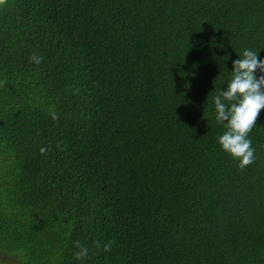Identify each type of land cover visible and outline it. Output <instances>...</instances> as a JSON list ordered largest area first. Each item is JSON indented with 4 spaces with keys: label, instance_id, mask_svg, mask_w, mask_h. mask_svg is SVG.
<instances>
[{
    "label": "trees",
    "instance_id": "16d2710c",
    "mask_svg": "<svg viewBox=\"0 0 264 264\" xmlns=\"http://www.w3.org/2000/svg\"><path fill=\"white\" fill-rule=\"evenodd\" d=\"M244 49L264 0H0V264H264V109L241 167L212 104Z\"/></svg>",
    "mask_w": 264,
    "mask_h": 264
},
{
    "label": "clouds",
    "instance_id": "9594fccd",
    "mask_svg": "<svg viewBox=\"0 0 264 264\" xmlns=\"http://www.w3.org/2000/svg\"><path fill=\"white\" fill-rule=\"evenodd\" d=\"M31 59L39 63V58L33 56ZM229 72L231 78L226 86L212 96L216 121L226 129L217 138V143L244 167L254 158L247 134L260 110L264 109V58H258V51L244 49L233 60ZM87 251V248L80 247L75 253L76 258H83Z\"/></svg>",
    "mask_w": 264,
    "mask_h": 264
}]
</instances>
